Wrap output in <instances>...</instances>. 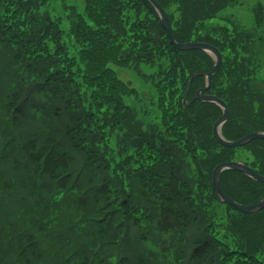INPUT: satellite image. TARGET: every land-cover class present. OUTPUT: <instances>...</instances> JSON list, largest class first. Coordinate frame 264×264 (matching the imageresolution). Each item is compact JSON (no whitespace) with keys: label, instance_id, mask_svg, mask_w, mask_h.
I'll list each match as a JSON object with an SVG mask.
<instances>
[{"label":"trees","instance_id":"obj_1","mask_svg":"<svg viewBox=\"0 0 264 264\" xmlns=\"http://www.w3.org/2000/svg\"><path fill=\"white\" fill-rule=\"evenodd\" d=\"M155 2L177 44L221 55L206 94L228 109L222 137L264 132V5L246 30L212 23L234 0ZM213 65L176 50L146 0H0V264H264V210L239 213L212 189L221 163L264 177V141L216 143L221 109L194 100L203 77L183 101ZM219 185L239 205L264 200L238 172Z\"/></svg>","mask_w":264,"mask_h":264},{"label":"water","instance_id":"obj_2","mask_svg":"<svg viewBox=\"0 0 264 264\" xmlns=\"http://www.w3.org/2000/svg\"><path fill=\"white\" fill-rule=\"evenodd\" d=\"M146 1L155 10L164 31L166 32L171 44L173 45V47L176 50L182 51V52L193 51V50L201 51V52H204L207 55H209L212 58V60L214 61V65H213L211 71H209L207 73H203V72L193 73L190 76V78L187 82V87H186V91H185V95H184L183 100L186 101V96H187V93L190 89L192 81L194 79H196L197 77H204L205 87L203 89H200L196 93L194 100H197L200 102H205V103L215 104L216 106H218L221 109L222 115L214 123V125L212 127V133H213V137H214L216 143L219 146H221L222 148L234 149V148L243 147V146L247 145L248 143L255 141V140L264 141V132H254L252 134H249V135L241 138L238 141H232V142L226 141L222 137L221 128L226 123V121L228 119V114H229L228 109H227L225 103L223 101H221L220 99L205 94L210 89L212 77L215 76L220 69V66L222 63L220 53L218 52V50L215 47L208 45V44H205V43L177 44L174 41L172 31L170 28V24H169V21L167 19L165 12L155 2V0H146ZM188 106H189V104L186 105V107H188ZM226 170L238 172V173L242 174L243 176L249 178L250 180L257 182V183H261L264 185V177L253 172L243 162L237 161V162H228V163L219 164L215 167V169L212 172V189H213L214 193L216 194V196L218 197V199L220 200V202L222 204H225V205H228V206L234 208L237 212L245 214V215L256 214V213L264 210V200H261L257 204H254V205L243 206V205H239V204L233 202L232 200H230L229 198H227L224 195V193L222 192L220 185H219V177H220V174Z\"/></svg>","mask_w":264,"mask_h":264},{"label":"rangeland","instance_id":"obj_3","mask_svg":"<svg viewBox=\"0 0 264 264\" xmlns=\"http://www.w3.org/2000/svg\"><path fill=\"white\" fill-rule=\"evenodd\" d=\"M64 2L67 5H70L73 0H64ZM234 2L236 3L222 10L218 14V18L212 23L216 25H224L225 20H229L237 26L245 28L246 30L252 29L254 27L253 10L260 5H264V0H234ZM258 36H260L262 41H264L263 29L261 32H259ZM252 51H254V59L256 61V65L258 66L254 72L255 78L258 81H264V51L261 43L258 45L256 41L255 48H253ZM122 72H120V75L122 73L121 77L131 83L132 87L138 92L140 98L142 100H149L150 85L141 81L135 76L134 73L131 74L124 71ZM255 86L259 89H264V84H261V82H256ZM160 248L161 246L158 240L156 241V239H154L150 242V250H152L156 259L161 258L159 254ZM145 249H148L147 245L145 246Z\"/></svg>","mask_w":264,"mask_h":264}]
</instances>
